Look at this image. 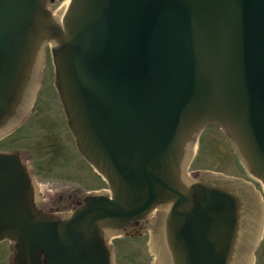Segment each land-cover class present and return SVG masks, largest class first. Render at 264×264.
Listing matches in <instances>:
<instances>
[{
    "label": "water",
    "instance_id": "obj_1",
    "mask_svg": "<svg viewBox=\"0 0 264 264\" xmlns=\"http://www.w3.org/2000/svg\"><path fill=\"white\" fill-rule=\"evenodd\" d=\"M46 1L0 0V133L50 42L67 126L111 195L43 213L25 165L0 152V239L12 264H113L106 240L155 207L167 209L175 264H230L241 215L231 264H250L261 205L243 210L225 172L188 184L185 167L201 128L217 123L264 185V0H55L53 16ZM155 250L168 264L160 238Z\"/></svg>",
    "mask_w": 264,
    "mask_h": 264
},
{
    "label": "rangeland",
    "instance_id": "obj_2",
    "mask_svg": "<svg viewBox=\"0 0 264 264\" xmlns=\"http://www.w3.org/2000/svg\"><path fill=\"white\" fill-rule=\"evenodd\" d=\"M0 150L20 153L32 169L39 199L48 208L65 206L66 202L60 201L61 198L75 190L78 194L108 191L106 182L75 152L53 89L48 51L31 112L16 131L0 141ZM191 169L225 172L227 177L245 180L261 199L264 209L263 186L246 174L217 125H207L200 132L187 168L188 174H193ZM146 242L147 235L144 234H121L112 238L109 245L114 264H149ZM258 244L253 251V261L254 264H264V228Z\"/></svg>",
    "mask_w": 264,
    "mask_h": 264
},
{
    "label": "flooded vegetation",
    "instance_id": "obj_3",
    "mask_svg": "<svg viewBox=\"0 0 264 264\" xmlns=\"http://www.w3.org/2000/svg\"><path fill=\"white\" fill-rule=\"evenodd\" d=\"M32 107H31V109H32ZM31 109H30L29 113L31 112ZM66 198H67V200H66ZM79 199H80L79 194L75 190L74 192L67 194V196L65 198H61L60 201L67 202V203L73 205V204L77 203L79 201ZM52 209L53 208H49V210H52ZM55 209L56 208H54V210ZM57 209H59V208H57ZM160 223H161V214H157L156 217H152L151 219H148L147 221H145L144 224L139 229L134 230L133 232H131V231L127 232V234L139 235V234H143L144 232L147 231V233L149 235L150 228L158 227L160 225ZM146 246H149V244L147 243ZM0 264H11V250L9 247V243L7 241H0ZM150 264H158L157 259L150 260Z\"/></svg>",
    "mask_w": 264,
    "mask_h": 264
},
{
    "label": "bare ground",
    "instance_id": "obj_4",
    "mask_svg": "<svg viewBox=\"0 0 264 264\" xmlns=\"http://www.w3.org/2000/svg\"><path fill=\"white\" fill-rule=\"evenodd\" d=\"M194 148H195V145H194ZM259 204L261 205V207L263 208V203L262 202H259ZM264 210V209H263ZM264 214V213H263ZM261 229V228H260ZM260 233H261V230L259 231V235H260ZM259 235H258V237H259ZM251 248H252V246H250V251H251ZM250 258H251V256H250Z\"/></svg>",
    "mask_w": 264,
    "mask_h": 264
}]
</instances>
